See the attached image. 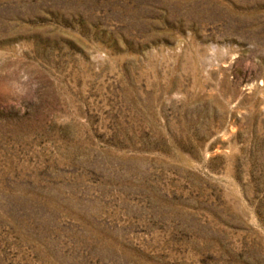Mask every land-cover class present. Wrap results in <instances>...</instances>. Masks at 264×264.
<instances>
[{
    "label": "rangeland",
    "instance_id": "obj_1",
    "mask_svg": "<svg viewBox=\"0 0 264 264\" xmlns=\"http://www.w3.org/2000/svg\"><path fill=\"white\" fill-rule=\"evenodd\" d=\"M0 264H264V0H0Z\"/></svg>",
    "mask_w": 264,
    "mask_h": 264
}]
</instances>
